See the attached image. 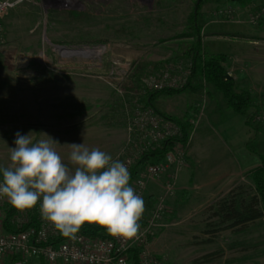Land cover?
Segmentation results:
<instances>
[{"label": "rangeland", "instance_id": "374dc122", "mask_svg": "<svg viewBox=\"0 0 264 264\" xmlns=\"http://www.w3.org/2000/svg\"><path fill=\"white\" fill-rule=\"evenodd\" d=\"M262 9L264 0H26L15 6L0 20V167L10 163L17 132L31 133L34 142L52 138L74 172L73 143L121 162L132 156L136 134L128 118L136 107L190 120L184 167L148 250L165 264H264V217L222 229L213 215L230 190L253 193L247 178L253 165L244 166L264 154V14L250 21ZM196 39L199 57L225 55L236 89L248 93L244 113L229 110L220 91L193 75L197 60L181 54ZM91 50L99 53H79ZM178 65L186 71L180 84L145 82L166 71L176 76ZM162 90L181 91L155 97L154 107L145 104ZM165 180L149 184L141 223Z\"/></svg>", "mask_w": 264, "mask_h": 264}, {"label": "clouds", "instance_id": "9594fccd", "mask_svg": "<svg viewBox=\"0 0 264 264\" xmlns=\"http://www.w3.org/2000/svg\"><path fill=\"white\" fill-rule=\"evenodd\" d=\"M30 134H15L10 163L0 167V197L19 210L39 201L43 217L64 236L74 237L84 223L98 224L116 237L138 236L145 205L130 186L125 163L73 143L69 155L73 172L56 151L57 142L47 135L34 142Z\"/></svg>", "mask_w": 264, "mask_h": 264}, {"label": "built area", "instance_id": "2783aa9c", "mask_svg": "<svg viewBox=\"0 0 264 264\" xmlns=\"http://www.w3.org/2000/svg\"><path fill=\"white\" fill-rule=\"evenodd\" d=\"M24 1L26 0H0V20L12 8ZM262 14L264 9L251 16L250 21L257 22ZM1 37L0 32V42H2ZM177 72L174 74L176 76L172 77L166 71L157 77L146 79L145 82L153 88L178 85L182 82V75L186 71L183 66L178 65ZM128 120V128L136 134L133 140L135 150L132 156L123 161L129 172L134 165L146 157L150 150L180 134V126L177 122L149 107H136ZM188 141L185 144L178 140L173 141L171 149L159 159L151 155L150 159L153 160L138 168L130 179V186L144 200L149 184L162 176L166 177L149 216L143 223L138 222L140 225L138 236L132 239L113 236L105 228L104 235L101 236L85 233L81 228L74 237L64 236L43 217L39 201L31 208V212L36 214L37 226L29 225L18 232H6L2 228V221L8 199L0 197V264H5L9 257L13 258L12 264H29L32 259L39 258H43L48 264H135L134 251L137 264H163L148 250V239L153 235L157 219L164 211L167 197L176 187L184 167ZM0 182H2L1 176ZM25 210H22V213H25ZM19 222H26V219L21 218Z\"/></svg>", "mask_w": 264, "mask_h": 264}, {"label": "trees", "instance_id": "16d2710c", "mask_svg": "<svg viewBox=\"0 0 264 264\" xmlns=\"http://www.w3.org/2000/svg\"><path fill=\"white\" fill-rule=\"evenodd\" d=\"M199 5L200 1L196 4L195 10L198 9ZM192 17H194V15H191V18ZM193 25L196 30L195 23ZM194 35H196L195 32ZM199 51L200 42L196 39L190 44L189 48L181 54V56H194L197 60L193 75L198 77L203 76L216 90L220 91L229 110L236 113H244L243 108L245 107V101L248 99V93L246 91L237 90L233 78L228 77L225 55L222 53L208 52L205 53L204 56L199 57ZM179 91L181 90H162L153 92L146 96L145 104L154 107L153 99L155 97L163 98ZM163 115L179 124L180 134L163 142L157 148L150 150L143 160L131 168L130 179L137 172L138 168L146 162L153 160L150 159L151 155L156 157L155 159H159L171 149L173 141L178 140L182 144L188 141L193 130V123H191L190 120H177L166 114ZM251 164L253 167L247 173V178L251 184L250 186L253 193L249 197H243V194H246V191L242 190L243 188L237 193H235V190H230L225 197L218 199L215 204L216 210L213 212V215L219 217L218 220L222 229L233 228L264 217V154L259 153L253 161H249L244 167H248V165ZM0 176L2 177V174H0ZM7 203L8 207L5 209L2 221V228L6 232H18L26 229L29 225L37 226L38 221L36 214L31 212V208L26 209L25 213H22V210L15 208L9 201ZM21 218L26 219V222L20 223L19 220ZM81 230L93 236L104 235V228L99 225L83 224ZM152 239V236H150L148 241L150 242ZM133 258L134 263L137 264L135 251L133 252ZM39 260L44 262L43 258H39Z\"/></svg>", "mask_w": 264, "mask_h": 264}, {"label": "bare ground", "instance_id": "6f19581e", "mask_svg": "<svg viewBox=\"0 0 264 264\" xmlns=\"http://www.w3.org/2000/svg\"><path fill=\"white\" fill-rule=\"evenodd\" d=\"M63 53H66V54H73V52H70L69 50H63ZM80 54H83V55H97L99 52L98 50H91V51H80L79 52Z\"/></svg>", "mask_w": 264, "mask_h": 264}, {"label": "crops", "instance_id": "0c3cea01", "mask_svg": "<svg viewBox=\"0 0 264 264\" xmlns=\"http://www.w3.org/2000/svg\"><path fill=\"white\" fill-rule=\"evenodd\" d=\"M262 33H264V29H262ZM229 76L228 77H231V78H233L234 79V77L233 76H231V74H228ZM35 261H37V259H32L31 260V264L33 263H35Z\"/></svg>", "mask_w": 264, "mask_h": 264}, {"label": "water", "instance_id": "95a60500", "mask_svg": "<svg viewBox=\"0 0 264 264\" xmlns=\"http://www.w3.org/2000/svg\"><path fill=\"white\" fill-rule=\"evenodd\" d=\"M229 76V75H228Z\"/></svg>", "mask_w": 264, "mask_h": 264}]
</instances>
